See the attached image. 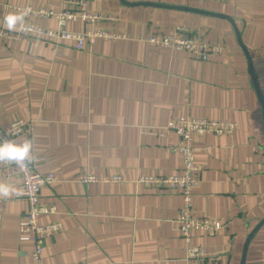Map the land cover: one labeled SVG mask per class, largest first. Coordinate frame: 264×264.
<instances>
[{"label":"crops","instance_id":"obj_1","mask_svg":"<svg viewBox=\"0 0 264 264\" xmlns=\"http://www.w3.org/2000/svg\"><path fill=\"white\" fill-rule=\"evenodd\" d=\"M63 0H0V28L18 31L21 14L11 8L63 9ZM83 10L113 17L100 27L125 39H97L76 51L72 43L35 37L0 42V127L32 125L27 160L56 182L40 199L56 211L39 218L60 231L42 241L38 264H185L186 245L177 229L178 192L136 183L139 176L181 173L171 151L173 133L148 134L175 117L227 120L231 135L193 138L201 170L193 191V216L221 221L216 235L192 234L191 245L218 264H239L244 242L264 218V120L253 91L245 45L264 100V0H123L193 8L222 19L121 0H83ZM55 30L56 22L32 19ZM202 33L221 55L197 61L189 54L150 46L140 37L168 35L177 27ZM66 29L83 31L79 22ZM121 175L124 183L78 181ZM19 181L0 165V264H36L34 244L18 241L27 203ZM245 264H264V224L248 244Z\"/></svg>","mask_w":264,"mask_h":264},{"label":"built area","instance_id":"obj_2","mask_svg":"<svg viewBox=\"0 0 264 264\" xmlns=\"http://www.w3.org/2000/svg\"><path fill=\"white\" fill-rule=\"evenodd\" d=\"M201 2L202 0H191ZM63 9L54 12L45 8H11L21 14L22 25L18 31H9L0 28V42L4 40L20 41L22 39H40L45 43L68 41L73 49L82 51L86 45L92 46L97 39H125L124 34L109 32L100 25L103 22L112 21L113 17L91 13L83 10L86 3L83 0H63ZM32 19L39 21L56 22V29H46L33 24ZM81 23L83 31L72 32L66 29L70 23ZM140 41L150 46L181 51L189 54L197 61L212 60L222 53L220 46L209 44L202 33L191 31L185 27L177 26L168 35L152 34L148 37H140ZM236 124L227 120L196 119L175 117L170 119L166 126L156 132L148 131V134L166 135L173 133L177 142L171 147V151L181 160V173L171 176H139L136 183L144 187H155L178 192L181 197V206L177 213L176 224L181 239L184 241L185 264H218L215 258L209 257L201 248L191 245L192 234L200 232L206 235H216L224 229V225L217 219L200 218L193 216V191L198 186V173L200 166L195 161L196 149L193 146V138L203 135L215 137L231 135ZM32 125L29 122L14 121L7 129L0 127V141H14L21 135H30ZM2 171L6 177L18 179V195L27 203V210L22 215L18 224V241L31 242L34 251L31 259L38 264L42 253V241L51 237L61 226L58 223L41 225L39 218L42 215L54 214L56 209L51 203H44L40 199V191L56 182L54 175L42 176L25 161L21 167L15 162L0 161ZM78 181L89 183H124L121 175L97 178L93 175H80Z\"/></svg>","mask_w":264,"mask_h":264},{"label":"water","instance_id":"obj_3","mask_svg":"<svg viewBox=\"0 0 264 264\" xmlns=\"http://www.w3.org/2000/svg\"><path fill=\"white\" fill-rule=\"evenodd\" d=\"M121 2L126 4V5H131V6L144 5V6L166 8V9H173V10H179V11H187L189 13H195V14H198V15H203V16H208V17H215V18L222 19V20H225V21L229 22L232 25V27H233V22H232V20L229 17L224 16V15H219V14H216V13H212V12H209V11H203V10L193 9V8H184V7H172V6H167V5H163V4H151V3L128 4V3H125L123 0H121ZM234 31H235V35H236V40H237L238 46L241 49V51H242V53H243V55L245 57L246 64H247V71H248V74H249V76L251 78L252 88H253V91H254V93H255V95L257 97V100L259 102L260 109L262 111L263 120H264V100H263V97H262V95H261V93H260V91L258 89V86H257V82H256L255 74H254V71H253L250 55H249L245 45L241 42L238 32L235 29H234ZM263 224H264V218L254 227V229L247 236V238H246V240L244 242V245H243L242 256H241V260H240L239 264H245V256H246L248 244L251 241L252 237L255 235V233L258 231V229Z\"/></svg>","mask_w":264,"mask_h":264},{"label":"clouds","instance_id":"obj_4","mask_svg":"<svg viewBox=\"0 0 264 264\" xmlns=\"http://www.w3.org/2000/svg\"><path fill=\"white\" fill-rule=\"evenodd\" d=\"M31 141L25 140L21 144L12 141H0V161H11L23 167L25 161L31 157ZM10 189L7 185H0V194L7 195Z\"/></svg>","mask_w":264,"mask_h":264}]
</instances>
